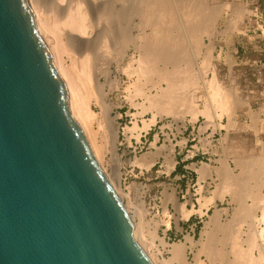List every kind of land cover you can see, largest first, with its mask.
Wrapping results in <instances>:
<instances>
[{"label":"bare ground","instance_id":"6f19581e","mask_svg":"<svg viewBox=\"0 0 264 264\" xmlns=\"http://www.w3.org/2000/svg\"><path fill=\"white\" fill-rule=\"evenodd\" d=\"M27 2L38 34L66 88L71 116L101 167L106 147L113 157L116 155L117 120L111 117L115 103L109 95L122 88V75L128 81L123 88L127 100L132 105L137 97L143 100L142 103L135 101L137 105H134L140 106L143 112L153 113L150 124L155 123L156 116L182 119L188 114L192 121L203 115L208 123L225 115L228 118L225 128L235 126L233 115L246 102L242 103L233 89L218 83L210 56L212 40L222 34L218 24L230 7L228 3L212 4L211 0H52L43 8L40 0ZM240 15L238 13L237 17ZM229 28L236 29L235 23ZM203 48L206 53L198 65ZM210 71L211 78L206 80ZM200 88L207 94L201 110L195 97ZM134 129L125 128L124 131ZM149 155L148 161L140 160L139 164L146 169L153 164L152 155ZM224 156L220 166L201 163L197 172L201 181L212 178L213 173L219 178L211 196L202 199V207L212 205L214 211L200 233V240L194 242L186 237L185 242L171 243V257L167 261L264 264V153L234 158L237 174L230 168L225 151ZM169 165L174 167L171 161ZM110 184L120 194L118 185ZM226 197L236 208H233L231 219L222 222L221 216L227 215V209H218L215 201ZM166 198L173 202L183 218L193 213L176 202L174 192ZM258 212L260 218H256ZM130 219L134 239L156 264L147 246L156 239L164 245L157 235L159 223H152L149 235L152 238L148 244L143 236L147 223L143 226V222ZM244 225L248 229L246 232H243ZM146 235L148 237V231ZM187 249L193 254L191 262L187 259Z\"/></svg>","mask_w":264,"mask_h":264},{"label":"water","instance_id":"95a60500","mask_svg":"<svg viewBox=\"0 0 264 264\" xmlns=\"http://www.w3.org/2000/svg\"><path fill=\"white\" fill-rule=\"evenodd\" d=\"M133 229L27 0H0V264H153Z\"/></svg>","mask_w":264,"mask_h":264},{"label":"rangeland","instance_id":"374dc122","mask_svg":"<svg viewBox=\"0 0 264 264\" xmlns=\"http://www.w3.org/2000/svg\"><path fill=\"white\" fill-rule=\"evenodd\" d=\"M51 1L40 0V3L47 8ZM224 2L231 9L229 7L222 15L218 24L222 34L212 40L210 56L218 83L226 89H233L242 103L246 102L233 115L234 127L225 128L228 122L225 115L214 118V124L208 123L203 115L192 121L188 114L182 119L170 115L156 116L155 123L150 124L153 113L141 111L135 103H142L143 100L140 97L133 99L136 105L127 100V92L123 88L128 81L123 75L120 76V91L109 95L115 103L111 117L117 120L118 138L116 155L113 157L110 148L106 147L102 167L109 181L118 185V195L132 220L143 222V226L147 223L143 233L148 231V237L146 233L143 236L148 244L152 238L149 236L152 223H159L157 235L164 245L156 239L151 246H147L156 264H179L167 261L171 257V243L185 242L186 237L199 241L200 233L214 211L212 205L202 207V199L211 196L219 178H215L213 173L212 178L199 180L197 172L201 163L218 167L225 151L230 168L237 174L239 170L235 167L234 158L264 153V0H211L212 4ZM238 13L241 14L239 18ZM232 23H235L236 29L229 28ZM207 42L205 40V44ZM204 53L203 48L202 57L198 56V65H201ZM210 73L206 80L211 78ZM206 95L204 88L198 89L195 97L200 110L206 103ZM94 110L97 112L98 108ZM133 127L134 130L124 131ZM148 154L152 155L153 164L146 169L139 164L148 161ZM169 160L174 163L173 168ZM173 192L176 202L184 210H193L188 218H183L173 202L166 198ZM215 203L218 209H227V215L223 214L221 221L231 219L236 204L228 197ZM259 214L256 218H260ZM246 228L244 225L243 232L248 230ZM189 249L187 259L191 262L193 254ZM204 258L201 257L202 260Z\"/></svg>","mask_w":264,"mask_h":264}]
</instances>
